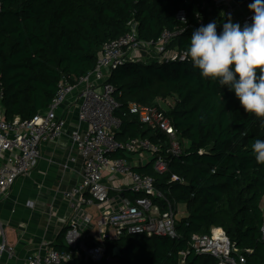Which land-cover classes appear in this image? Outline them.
Returning <instances> with one entry per match:
<instances>
[{
	"label": "trees",
	"instance_id": "trees-1",
	"mask_svg": "<svg viewBox=\"0 0 264 264\" xmlns=\"http://www.w3.org/2000/svg\"><path fill=\"white\" fill-rule=\"evenodd\" d=\"M0 4V92L6 120L15 116L26 120L44 111L63 79L73 83L92 70L102 44L124 35L130 21L137 22L138 39L146 42H155L164 31L177 32L167 49L186 52L200 18L217 19L222 26L227 21L215 0H0ZM179 9L186 13L184 22L176 18ZM108 82L120 104L118 141L155 142L164 136L141 124L127 105L161 107L160 99L171 98L163 111L176 130L183 155L159 173L148 153L151 160L131 165V170L152 176L178 213L182 205L185 214H177L174 238L127 233L105 237L106 253L113 255V249L120 248L123 259L115 257L126 264H217L212 255L196 253L190 238L219 227L245 264H264L260 207L264 165L252 152L254 142L264 139V124L247 114L234 92L203 78L188 54L183 62L127 61L111 72ZM166 143L162 140L164 157ZM111 156L130 159L122 152ZM64 248L55 245L57 250ZM67 264L97 263L73 259Z\"/></svg>",
	"mask_w": 264,
	"mask_h": 264
},
{
	"label": "built area",
	"instance_id": "built-area-1",
	"mask_svg": "<svg viewBox=\"0 0 264 264\" xmlns=\"http://www.w3.org/2000/svg\"><path fill=\"white\" fill-rule=\"evenodd\" d=\"M253 0H215L221 7V15L234 23H251L253 12L248 5ZM244 12L237 15L238 9ZM1 12V4H0ZM179 21L186 20V13L179 9L176 14ZM217 22V31L222 25L217 19L200 18L198 27L209 22ZM129 30L122 36L109 39L101 46L95 66L82 77L60 83L55 96L48 107L36 113L32 118L22 120L15 116L12 120L4 117L5 108L0 92V199L20 176L34 169L40 159V145L44 141L55 140L65 128L66 120L57 111L71 95L78 102L77 126L69 137L73 147L83 159L80 181L67 192L73 209V222L65 232L66 247L61 250L41 243L44 252L37 249L26 258V264H67L73 259L97 264H126L104 248V238H116L121 234L159 235L174 238L177 236L175 219L178 209L174 202L155 186L150 175L138 174L131 170V164L125 158L111 157V154L150 153L152 166L156 172L167 170L169 162L180 158L184 150L171 120L163 109L156 105H143L129 102L128 112L136 115L144 126L157 130L164 136L156 137L155 142L147 138H131L125 141L115 139L120 118L116 112L119 102L114 98V88L108 82L111 72L133 59L142 50L159 62H183L187 59L184 50H169L167 45L177 32L164 31L155 42L138 39L137 22L128 23ZM148 60V59H145ZM80 89L78 90V87ZM86 125L84 131L81 127ZM82 130V131H81ZM164 138V139H163ZM166 143L167 157L160 155L161 143ZM109 171L113 179L116 174L128 176V189L107 183L103 172ZM172 180L177 177L172 175ZM116 193L114 197L110 192ZM125 191L132 194L124 196ZM31 206V202H27ZM96 206L99 210L95 221L96 239L89 241L88 227L92 226V215L87 207ZM264 239V223L262 225ZM190 245L196 253H207L216 258L217 264H245L242 254L229 241L225 232L214 227L208 234H192ZM42 248V249H43ZM0 251L12 256V247L0 242ZM183 263L184 252H181Z\"/></svg>",
	"mask_w": 264,
	"mask_h": 264
},
{
	"label": "crops",
	"instance_id": "crops-1",
	"mask_svg": "<svg viewBox=\"0 0 264 264\" xmlns=\"http://www.w3.org/2000/svg\"><path fill=\"white\" fill-rule=\"evenodd\" d=\"M243 12L244 8L240 7L237 15ZM137 55L145 59V53L138 52ZM76 98L74 94L69 96L57 111V114L66 120L63 133L55 140L41 143L37 166L17 178L0 199V242L12 247L11 257H8L6 251H0V264H26L29 254L39 248L44 252V248H41L44 241L51 248H55V245L66 247L65 233H62V230L64 227H70L73 222L71 200L66 194L80 181L83 166V159L71 144L69 137L78 122ZM85 128L86 125L83 124L81 129L84 131ZM125 155L130 159L121 158H125L132 166L144 164V155L150 157L148 153ZM111 176L113 175L109 171L103 172V179L107 183L120 184L128 189V176L116 174L113 179ZM125 193L128 194V191ZM115 195V192H110L111 197ZM27 202L32 205L28 206ZM86 209L92 215V226L88 229L91 235L89 241H93L96 239L95 221L99 210L96 206Z\"/></svg>",
	"mask_w": 264,
	"mask_h": 264
},
{
	"label": "clouds",
	"instance_id": "clouds-1",
	"mask_svg": "<svg viewBox=\"0 0 264 264\" xmlns=\"http://www.w3.org/2000/svg\"><path fill=\"white\" fill-rule=\"evenodd\" d=\"M248 7L254 13L251 23L241 26L229 14L219 34L216 21L195 29L187 54L203 78L234 92L247 114L264 124V0ZM252 152L264 165V139L254 142Z\"/></svg>",
	"mask_w": 264,
	"mask_h": 264
},
{
	"label": "rangeland",
	"instance_id": "rangeland-1",
	"mask_svg": "<svg viewBox=\"0 0 264 264\" xmlns=\"http://www.w3.org/2000/svg\"><path fill=\"white\" fill-rule=\"evenodd\" d=\"M142 53H145L143 50H142ZM143 57H145V59H148V60H154V57H152V56H149L147 53H145V56H143ZM170 101H171V98H167V99H160V105H161V107H162V109L163 110H168V108L170 107L169 106V104H170ZM137 156V155H136ZM148 156V155H147ZM146 155H144V157H145V159H144V164L146 163V162H149L150 160H151V158L150 157H147ZM260 207H261V209H262V211H263V213H264V198H262L261 199V201H260ZM179 208H180V211H179V213H178V215H184L185 213V208L182 206V205H180L179 206Z\"/></svg>",
	"mask_w": 264,
	"mask_h": 264
},
{
	"label": "water",
	"instance_id": "water-1",
	"mask_svg": "<svg viewBox=\"0 0 264 264\" xmlns=\"http://www.w3.org/2000/svg\"><path fill=\"white\" fill-rule=\"evenodd\" d=\"M113 255L118 256L119 258L123 259L122 255L120 254V248H118V247H115L113 249Z\"/></svg>",
	"mask_w": 264,
	"mask_h": 264
}]
</instances>
